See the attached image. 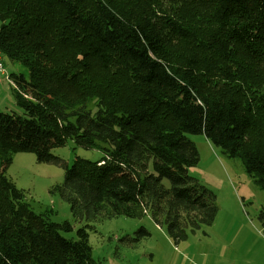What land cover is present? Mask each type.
Wrapping results in <instances>:
<instances>
[{"label":"trees","instance_id":"16d2710c","mask_svg":"<svg viewBox=\"0 0 264 264\" xmlns=\"http://www.w3.org/2000/svg\"><path fill=\"white\" fill-rule=\"evenodd\" d=\"M0 55L27 71L8 77L22 114L0 113V264H97L92 224L119 216L150 215L175 247L211 226L216 196L189 175L187 135L264 193V0H0ZM68 139L103 155L69 166L51 154ZM16 153L63 170L49 193L74 238L7 179Z\"/></svg>","mask_w":264,"mask_h":264},{"label":"rangeland","instance_id":"374dc122","mask_svg":"<svg viewBox=\"0 0 264 264\" xmlns=\"http://www.w3.org/2000/svg\"><path fill=\"white\" fill-rule=\"evenodd\" d=\"M3 58V57H2ZM0 74V113L22 114L13 96L12 73L27 76L18 64L2 59ZM88 109L95 112L91 103ZM196 145L198 164L188 170L189 175L216 196L217 215L212 225L190 234L175 247L164 228L156 226L150 215L142 219L124 216L93 223L89 231L92 258L97 264H264V229L259 215L264 210V193L254 184L238 159H226L220 149L212 146L201 135H187ZM105 147V146H104ZM51 154L70 166L78 157L98 160L103 154L97 150L76 147L72 140L55 148ZM16 188L25 193V202L36 214H47L56 224L65 221L73 225L75 237L79 226L71 217L69 206L51 187L61 184L63 170L53 164L38 163L32 153H16L5 173ZM143 227L150 234L135 248L120 246L123 237H132Z\"/></svg>","mask_w":264,"mask_h":264},{"label":"built area","instance_id":"2783aa9c","mask_svg":"<svg viewBox=\"0 0 264 264\" xmlns=\"http://www.w3.org/2000/svg\"><path fill=\"white\" fill-rule=\"evenodd\" d=\"M3 69H4V66L2 64V59H1V55H0V74L3 73Z\"/></svg>","mask_w":264,"mask_h":264}]
</instances>
